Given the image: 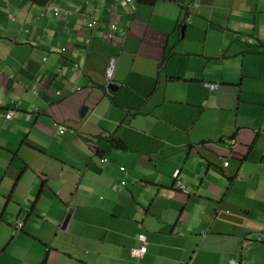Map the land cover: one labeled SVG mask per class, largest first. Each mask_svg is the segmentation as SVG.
Returning <instances> with one entry per match:
<instances>
[{
  "label": "crops",
  "instance_id": "obj_1",
  "mask_svg": "<svg viewBox=\"0 0 264 264\" xmlns=\"http://www.w3.org/2000/svg\"><path fill=\"white\" fill-rule=\"evenodd\" d=\"M117 1L0 0V264H264V0Z\"/></svg>",
  "mask_w": 264,
  "mask_h": 264
},
{
  "label": "built area",
  "instance_id": "obj_2",
  "mask_svg": "<svg viewBox=\"0 0 264 264\" xmlns=\"http://www.w3.org/2000/svg\"><path fill=\"white\" fill-rule=\"evenodd\" d=\"M90 1H94V0H85L86 3H89ZM134 0H118L117 3L120 4L123 8H126L128 7ZM47 6L48 8H52L55 12H59L62 10L63 13L67 14L68 11L67 10H63L61 9L60 7H57V6H49V5H45ZM112 7V6H111ZM110 7V8H111ZM96 21L92 18V20L90 21V26L93 27L95 25ZM117 29V25H116V21L115 20H112L110 22V26H109V29L107 31V33L104 35L106 39H111L113 36H114V33H115V30ZM89 39H86V42H88ZM73 66L75 68L78 69L79 67V64L74 62L73 63ZM204 85L209 88V89H217L219 87L218 83H215V82H204ZM14 113V108L13 107H10L6 114H5V118L6 119H10L12 117ZM56 130L59 134H64L66 131H67V126L64 124V123H57L56 124ZM101 161H106L105 158H102ZM226 161H223V163H225ZM119 169L121 171H124L126 172V168L125 166L123 165H120L119 166ZM179 169L176 168L174 169V171L172 172V176L173 178L175 179L177 185L179 186V188L183 191V192H187L188 189L186 187V185L181 181L179 180ZM121 184H125V180H121L120 182ZM116 187V184L113 186V188ZM23 227V220L21 219H18L16 221V224H15V229L16 230H21ZM138 239L141 241V245L139 247H132L130 249V253L133 257H136V258H139V257H142L143 254L145 253L146 251V236L144 234H139L138 235ZM232 264H238L237 262L233 261Z\"/></svg>",
  "mask_w": 264,
  "mask_h": 264
},
{
  "label": "water",
  "instance_id": "obj_3",
  "mask_svg": "<svg viewBox=\"0 0 264 264\" xmlns=\"http://www.w3.org/2000/svg\"><path fill=\"white\" fill-rule=\"evenodd\" d=\"M115 63H116V58L115 57H112L106 67V73H105V79L107 81V88L109 90H112V91H115L117 90V85L112 81V75H113V71H114V68H115ZM86 110V106H82L81 109H80V115H83L84 112ZM71 212H72V208H68L65 216H64V219L61 223V228H64L71 216Z\"/></svg>",
  "mask_w": 264,
  "mask_h": 264
},
{
  "label": "trees",
  "instance_id": "obj_4",
  "mask_svg": "<svg viewBox=\"0 0 264 264\" xmlns=\"http://www.w3.org/2000/svg\"><path fill=\"white\" fill-rule=\"evenodd\" d=\"M29 1L32 2L33 4L45 6V5H49L52 0H29ZM150 2L152 3L153 0H150Z\"/></svg>",
  "mask_w": 264,
  "mask_h": 264
},
{
  "label": "rangeland",
  "instance_id": "obj_5",
  "mask_svg": "<svg viewBox=\"0 0 264 264\" xmlns=\"http://www.w3.org/2000/svg\"><path fill=\"white\" fill-rule=\"evenodd\" d=\"M112 57H115V56H112ZM112 57H111V58H112Z\"/></svg>",
  "mask_w": 264,
  "mask_h": 264
}]
</instances>
